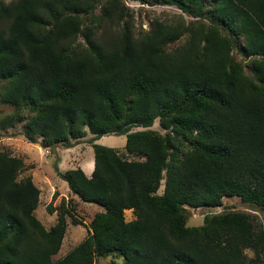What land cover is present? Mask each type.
<instances>
[{"label":"trees","instance_id":"trees-1","mask_svg":"<svg viewBox=\"0 0 264 264\" xmlns=\"http://www.w3.org/2000/svg\"><path fill=\"white\" fill-rule=\"evenodd\" d=\"M135 1L192 20L154 18L136 32L124 0H0V101L18 114L0 120V138L24 110V135L46 149L91 133L92 176L78 168L59 177L103 208L91 233L54 259L67 222L58 216L47 229L35 217L41 191L30 175L18 179L21 157L0 151V264H94L112 253L124 264H264L255 215L185 224L186 207L221 206L224 196L264 211V0ZM106 134H124L125 152L141 157L96 144Z\"/></svg>","mask_w":264,"mask_h":264},{"label":"rangeland","instance_id":"rangeland-1","mask_svg":"<svg viewBox=\"0 0 264 264\" xmlns=\"http://www.w3.org/2000/svg\"><path fill=\"white\" fill-rule=\"evenodd\" d=\"M9 4L15 0H3ZM125 5L133 14L132 22L136 32L146 31L150 28L152 19L159 18V20L170 22L178 15L184 17V21L188 22L192 20L189 14L183 13L175 6L162 5L159 2L141 3L135 0H124ZM98 13V12H97ZM104 28H102L103 31ZM102 31H100L102 33ZM99 32V35L101 33ZM188 34H184L179 40L168 45V50H174L178 46L184 43ZM79 42L84 43L82 38ZM233 55L239 61L245 60L240 56L238 49L233 48ZM18 116L14 111V108L10 105H6L0 101V120L7 116ZM31 116L28 110H24L20 113V120L17 121V117H13L16 121L12 124L13 127L10 129L1 130L2 137L0 138V151L5 152L14 157H21L24 160L25 167L18 174V179L23 176L30 175L33 183L41 191L40 203L35 210V217L42 222L47 229L50 225L55 223L58 216H64L67 222V232L62 245L54 259L58 260L65 256L72 248L78 245L85 237L91 233V220L93 217L100 213L103 209L101 206L96 204H90V202H82L80 199L75 198L73 195L68 193L69 198L63 197V187L67 188L64 181V186H59V173L64 172L73 168L72 160L75 161H87L89 157H93V151L91 148V133L80 140L78 143L71 145L70 148L76 147L73 151V155L68 152L63 145H52L51 148L46 149L42 146L41 139H38L35 143L30 142L24 135V123ZM151 129H155L157 132L164 134L165 130L162 129L158 120L154 119ZM144 129L143 127H133L132 131ZM126 143V136L124 134H106L102 136L96 144L113 147L121 154L124 158L133 159L140 158L141 156L131 153L128 154L124 150ZM69 148V149H70ZM53 185L54 188L49 185ZM164 180L160 181V186L157 191L158 194L163 192ZM68 189V188H67ZM50 190V191H49ZM50 192V193H49ZM54 209L52 214L47 212L48 205ZM186 220L185 224L188 227L199 226L203 223L204 215H211L213 213H220L226 211H245L253 214L257 217V220L264 226V211L251 207L249 204L242 202L240 196H224L222 198V205L215 207H200L197 209L186 207ZM124 218L126 221H130L134 218L131 210L124 211ZM76 219L82 222L79 225H73L71 220ZM245 253L251 257L252 253L249 249L245 250ZM264 258V253H263ZM94 264H124V259L116 253L109 255L99 256L95 255Z\"/></svg>","mask_w":264,"mask_h":264},{"label":"crops","instance_id":"crops-1","mask_svg":"<svg viewBox=\"0 0 264 264\" xmlns=\"http://www.w3.org/2000/svg\"><path fill=\"white\" fill-rule=\"evenodd\" d=\"M92 137H91V139L93 138V135H91ZM101 138V137H100ZM99 138V139H100ZM97 141H99V140H97ZM96 141V142H97ZM126 144V143H125ZM76 147H73V148H68L67 150L68 151H71V152H68L69 154L71 153L72 155H73V153H75L76 151H73L74 149H75ZM93 151V150H92ZM72 164H73V168L72 169H69V170H75V169H78V168H80V169H82L83 170V172L87 175V177H91L92 176V174H93V172H94V169H95V158H94V154H93V157H89V160H87V161H83V160H81L80 159V161H75V160H72V162H71ZM69 170H65L64 172H62L61 171V173H65L66 171H69ZM32 178V177H31ZM63 180L60 178L59 179V186L61 187V185L62 186H64V184H63V182H62ZM32 182H33V180H32ZM65 182V181H64ZM66 183V182H65ZM35 185V184H34ZM67 185V184H66ZM50 187H52V188H54L53 187V185H49ZM67 188H68V186H67ZM67 188H65V186L63 187V190H64V193H62V195H61V199H63V197H65V198H69L68 197V193H70L71 195H73L75 198H78L79 199V197H77V196H75L74 194H72V192L69 190V188L67 189ZM50 191V190H49ZM50 193V192H49ZM34 213H35V211H34ZM35 215V214H34ZM53 225V224H52ZM52 225H50V227H49V229L52 227ZM45 226V225H44ZM46 227V226H45Z\"/></svg>","mask_w":264,"mask_h":264}]
</instances>
